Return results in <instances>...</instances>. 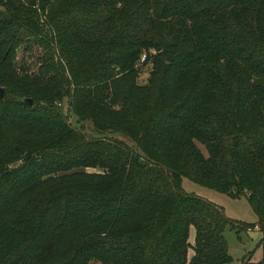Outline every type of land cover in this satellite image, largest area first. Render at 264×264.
Returning <instances> with one entry per match:
<instances>
[{
	"label": "trees",
	"instance_id": "1",
	"mask_svg": "<svg viewBox=\"0 0 264 264\" xmlns=\"http://www.w3.org/2000/svg\"><path fill=\"white\" fill-rule=\"evenodd\" d=\"M0 85V264L228 263L240 227L183 176L264 234V0H0Z\"/></svg>",
	"mask_w": 264,
	"mask_h": 264
},
{
	"label": "rangeland",
	"instance_id": "2",
	"mask_svg": "<svg viewBox=\"0 0 264 264\" xmlns=\"http://www.w3.org/2000/svg\"><path fill=\"white\" fill-rule=\"evenodd\" d=\"M31 52V56H34L37 59L39 55L42 54L39 46L33 48ZM29 57L30 56L26 59H30ZM33 64H35L34 61ZM152 67L153 64L150 59H144L141 61L139 58L136 65V80L138 83L144 84L147 82ZM60 108H62L60 110L65 114L68 123L75 129H78L82 135L86 137L105 135L121 140L127 145L132 146L135 150H139L134 140L120 132L100 133L93 130L91 123L88 120L76 121V116L72 114L70 109L67 108L64 100L62 101ZM79 169L87 172L100 171L97 167H83ZM182 186L188 192H194L221 205L226 215H228L240 227H226L224 230V236L228 245V252L231 255V260L226 264H250L256 260L261 250L259 242L262 238L264 240V234L257 224V214L253 210L247 198L243 195L238 197L231 196L225 192H221L214 188L194 182L187 176L182 177ZM250 223H252L253 226ZM193 237L194 228L191 226L189 230V241L191 243L193 242ZM191 252L192 249L189 248V253Z\"/></svg>",
	"mask_w": 264,
	"mask_h": 264
},
{
	"label": "water",
	"instance_id": "3",
	"mask_svg": "<svg viewBox=\"0 0 264 264\" xmlns=\"http://www.w3.org/2000/svg\"><path fill=\"white\" fill-rule=\"evenodd\" d=\"M4 93V88L3 86L0 85V97L3 96ZM17 100L26 103V104H31V98L27 97V96H19V97H15Z\"/></svg>",
	"mask_w": 264,
	"mask_h": 264
},
{
	"label": "crops",
	"instance_id": "4",
	"mask_svg": "<svg viewBox=\"0 0 264 264\" xmlns=\"http://www.w3.org/2000/svg\"><path fill=\"white\" fill-rule=\"evenodd\" d=\"M260 248H261V246H260ZM261 256H262V249L260 250V253H259V255L257 256L256 260L260 259ZM256 260H254V261H256Z\"/></svg>",
	"mask_w": 264,
	"mask_h": 264
},
{
	"label": "built area",
	"instance_id": "5",
	"mask_svg": "<svg viewBox=\"0 0 264 264\" xmlns=\"http://www.w3.org/2000/svg\"><path fill=\"white\" fill-rule=\"evenodd\" d=\"M145 59V53H143L141 56H140V60L143 61Z\"/></svg>",
	"mask_w": 264,
	"mask_h": 264
}]
</instances>
